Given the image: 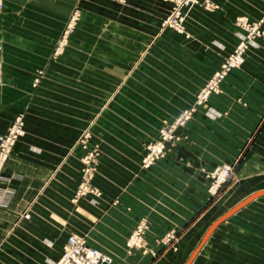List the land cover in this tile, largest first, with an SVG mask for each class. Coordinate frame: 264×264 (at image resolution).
Listing matches in <instances>:
<instances>
[{"label": "crops", "instance_id": "crops-1", "mask_svg": "<svg viewBox=\"0 0 264 264\" xmlns=\"http://www.w3.org/2000/svg\"><path fill=\"white\" fill-rule=\"evenodd\" d=\"M155 1L113 5L119 44L112 59L96 58L103 67L90 74L87 57L48 59L30 52L50 50L55 18L67 17L77 2L87 10L88 0H4L0 133L22 113L25 134L0 176V264H54L73 233L109 253L115 264H184L197 237L195 226L215 209L200 213L209 196L203 169L240 155L242 190L250 194L264 188L262 38L248 41L242 67L229 73L220 91L199 107L187 127L190 140L181 141L152 167H141L145 142L161 122L189 105L246 37L251 23L262 21L264 28V0H208L184 15L183 33L167 29L161 35V48L176 51L177 69L167 67L168 59L164 68V61L150 56L141 66L143 46L137 34L148 35L157 27L150 22L158 11ZM166 7L162 5L160 14ZM238 17L244 22L238 24ZM41 66H49L48 74L33 89L34 72ZM57 81L64 82L63 89L57 90ZM90 81L98 83L91 91ZM74 82L79 89H73ZM90 125L91 144L99 146L100 154L85 178L87 148L78 137ZM83 180L85 191L77 195ZM191 217L194 233L183 235L178 248L161 249L162 236ZM141 218L149 221L146 241L142 250L131 249L128 237ZM228 221L215 229L191 264H248L242 253L234 257L232 251L214 248L225 238Z\"/></svg>", "mask_w": 264, "mask_h": 264}, {"label": "rangeland", "instance_id": "rangeland-1", "mask_svg": "<svg viewBox=\"0 0 264 264\" xmlns=\"http://www.w3.org/2000/svg\"><path fill=\"white\" fill-rule=\"evenodd\" d=\"M119 2L123 3L125 2V0H88L87 7H85L87 8L88 12L82 7L79 2L75 3L67 17L55 18V27L57 29V32L54 36L55 42L53 41L54 43H52L51 49L45 51L32 50L30 52L36 54L35 56L37 57H45L48 59H64L65 57L80 59L82 56L87 57L89 61V73H95L97 69L103 67L96 64V58L104 57L105 59H112V57L114 56V46L119 44L120 34H118V31L116 29V24H118L119 19H116L112 16L113 5ZM155 2L158 5V13H153L152 18H150V22L153 24L157 22V27L154 28L148 35L140 33L137 34V42L141 43L143 46L142 51H140L138 54V63L142 66L141 63H143V59L150 56L153 57V59L158 58L161 59V61H164V68H166V61L164 59H168L167 63H169V65L167 67L169 69L173 67L174 69H177V64H174L175 59L177 60L178 58L175 54L176 51H174V54H172V49L171 51H166L161 48L163 47L161 35L163 32L167 31V29H169V31L171 32L174 31L179 33H183L184 31L183 20L181 30H178L175 26H171L166 23L167 18L173 12L178 0H156ZM208 2V0H200L197 4H191L190 6H186L183 10V19L184 15L192 7H194L195 5H207ZM162 5L169 7L168 11H166L164 14H160V12L162 11ZM3 8L4 0L0 12L3 10ZM35 20L39 21V19ZM241 22H244L243 17H238L237 23L239 24ZM261 24L262 21L251 23L248 29L257 27L259 29V33H253L251 34V36H249L247 32L246 37L240 39L236 46L233 48V50L226 56L228 57L241 42H244V49L242 52V59L240 63L232 67L231 70L227 73L226 77L233 70L242 67L247 52L248 41L257 38L264 39V28H262ZM46 36H49V34ZM123 36L128 37V35ZM169 37L171 38L172 36ZM173 39L175 41L176 38L173 37ZM82 46L84 47L83 49ZM30 52L26 51L25 55L30 56ZM22 53L23 52L21 51V56ZM225 58L223 59V61L225 60ZM223 61L221 62V64L223 63ZM160 65L153 66L155 71H162L161 68L163 67H161L162 65ZM107 66L111 68V65ZM107 66H105V68H108ZM220 66L218 67V69L220 68ZM48 68L49 66H41L34 72V77L32 80L33 89L39 88L43 80L46 79V75L48 74ZM2 74L3 65L0 61V82L2 80ZM172 74L176 75L177 73L175 72ZM225 78L223 79V81L225 80ZM223 81H221L219 87L215 91H213L207 99L202 102H198L197 98L200 93V90L205 85L204 83L201 86L200 90L197 92L194 99L190 101L189 105L180 109L176 113L169 114L168 119H164L161 122V125L155 135L148 138L145 142V152L141 159L142 168L146 169L152 167L155 163L163 159L166 155L173 153V151L181 141L190 140V133L187 131V127L190 121L194 118V115L198 111L199 107L206 104L212 94L220 91L221 84ZM63 84V81H57V90L63 89ZM97 84V82L90 81V91L92 88H95ZM73 86L74 90L77 88L79 89V86H77L75 82L73 83ZM186 110H188L187 115H185ZM182 114L183 118L179 120ZM18 116H22L24 120V115L20 113L15 116L13 121ZM217 116V114L213 115L214 118H217ZM13 121L11 122V124L13 123ZM228 132L230 133L231 131H227L226 133ZM232 132L234 133L238 131ZM93 135V130L90 125L83 129L78 137L81 145L87 148V153L84 157V160L87 163V172L86 175H84L85 178H89L91 176V171L93 170L94 163L96 161V155L100 154L99 146L96 143L91 144ZM228 139L230 140L229 137ZM158 141H163L165 143L163 155L159 158H156L153 163L145 165L144 159L149 150V145ZM88 155L90 156L89 159L86 158ZM241 158L242 157L239 155L238 158L234 159L233 161H220L216 163L212 168L203 169L206 179L208 181L209 196L207 203L202 207L200 213L204 212V210H207L210 206H215V209L213 210L214 213L209 216V218H206L204 223L203 221H201L200 224H197V226H195V230L197 231V237L195 240H191L190 242L187 253L188 258L192 254V252L194 251V249L196 248L199 241L205 234L208 227L212 224V222L221 215H223L225 212L229 211L236 203H238L243 198L249 195V193H246L242 190V184L240 183L239 175L237 172V167L241 161ZM233 215L231 218H228L229 224L225 231V238L221 242H217V247L214 248L232 251L234 257H238L242 253V260L248 261V264H264V196L256 198L254 201L247 204L238 212H236L234 216ZM194 220L195 218L191 217L190 219L186 220L185 225L183 227L170 228L160 239L161 249L166 246H173L174 248H178L179 242L183 235L186 234L188 236L194 233L191 232L195 231L193 230L192 226ZM142 222L146 223V231L144 233L143 244L141 246L133 247L127 241L131 249H143L144 243L146 241V233L149 229L148 219H139L137 221V224L132 229L131 233L137 227V225ZM233 260H240V257L233 258Z\"/></svg>", "mask_w": 264, "mask_h": 264}, {"label": "built area", "instance_id": "built-area-1", "mask_svg": "<svg viewBox=\"0 0 264 264\" xmlns=\"http://www.w3.org/2000/svg\"><path fill=\"white\" fill-rule=\"evenodd\" d=\"M200 0H178L173 12L167 18L166 23L175 26L178 30L182 29L183 10L186 6L191 4H197ZM3 0H0V10L2 8ZM258 34L259 29L253 27L248 29V35ZM244 49V42H241L234 51L225 58L220 68L217 69L211 77L206 81L203 88L200 90L197 101L202 102L208 98V96L215 91L221 81L226 77L227 73L232 67L240 63L242 59V52ZM188 114L186 110L185 115ZM183 114L180 116L181 120ZM24 120L22 116H18L8 129L0 134V176L8 161L10 154L12 153L17 141L24 134ZM85 146V144H84ZM165 143L158 141L149 145V150L145 156L144 163L149 165L153 163L156 158H159L164 153ZM87 159L90 158L88 155ZM88 161V160H87ZM86 169L84 175H86ZM85 182L82 181L77 189L76 194L80 195L85 191ZM2 205H6V202H1ZM28 216V215H27ZM146 231V223L142 222L133 230L128 242L131 246H141L143 244L144 233ZM54 264H115L112 256L97 248L89 245L84 236L73 233L68 236L64 243L61 256Z\"/></svg>", "mask_w": 264, "mask_h": 264}, {"label": "water", "instance_id": "water-1", "mask_svg": "<svg viewBox=\"0 0 264 264\" xmlns=\"http://www.w3.org/2000/svg\"><path fill=\"white\" fill-rule=\"evenodd\" d=\"M261 196H264V188L260 189V190H257V191H254L253 193H250L248 196H246L241 201L236 203L229 211L225 212L223 215H221L220 217L215 219L212 222V224L208 227V229L206 230L205 234L203 235V237L199 241L198 245L196 246V248L194 249V251L192 252V254L189 256V258L187 259V261L184 264H191L193 262V260L196 257V255L205 246V244L207 243V241L209 240V238L211 237V235L213 234L215 229L222 222L227 220L229 217H231L233 214L238 212L240 209H242L244 206H246L247 204H249L250 202H252L256 198L261 197Z\"/></svg>", "mask_w": 264, "mask_h": 264}]
</instances>
